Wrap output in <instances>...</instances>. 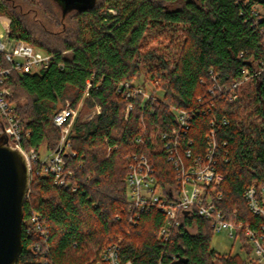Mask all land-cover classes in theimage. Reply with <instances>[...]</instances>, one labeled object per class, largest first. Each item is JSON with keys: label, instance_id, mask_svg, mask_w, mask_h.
Wrapping results in <instances>:
<instances>
[{"label": "trees", "instance_id": "trees-1", "mask_svg": "<svg viewBox=\"0 0 264 264\" xmlns=\"http://www.w3.org/2000/svg\"><path fill=\"white\" fill-rule=\"evenodd\" d=\"M257 1L264 7V0ZM1 14L11 20L12 37L52 55L38 73L15 71L6 82L23 148L40 155L43 147L55 150L60 140L55 113L67 102L76 109L82 101L69 135L77 154L63 153L78 189L57 186L33 164L17 264H41L30 246L46 248V240L53 264H95L112 244L133 264H158L160 258L163 264H257L250 256L214 250L211 222L195 213L183 217L169 241L159 235L165 215L156 209L142 211L131 223L125 156L147 154L158 182L172 186L174 167L163 150L152 148L153 130L174 124V109L194 111L188 137L195 152L204 150L216 119L215 167L225 176L219 206L229 220L257 226L244 193L264 184V71L242 81V69L264 67V19L255 25L249 5L236 0H94L66 13L58 0H0ZM142 74L148 80L142 85L153 84L162 92L160 100L121 92V83L135 86ZM234 83L238 98L228 101ZM95 107L100 112L81 119L83 109ZM139 135L143 144L136 142ZM35 215L46 236L32 222ZM242 241L250 253L243 236Z\"/></svg>", "mask_w": 264, "mask_h": 264}, {"label": "built area", "instance_id": "built-area-1", "mask_svg": "<svg viewBox=\"0 0 264 264\" xmlns=\"http://www.w3.org/2000/svg\"><path fill=\"white\" fill-rule=\"evenodd\" d=\"M243 6L250 7L251 17L254 24L258 25L264 19V7L257 0H236ZM5 33H0V116L12 140L17 146L23 149L31 166L38 163L41 171L54 177V183L59 187L71 188L77 191L78 183L73 179L74 171L67 165L63 153H70L76 156L72 149L69 138L71 128L78 115V108L67 106L57 111L53 122L60 128V140L55 150L48 152L41 157L34 149L26 150L21 144V128L17 115L14 113L9 97L12 94L7 85V79L15 71L20 73H38L51 63L52 55L33 44L11 36V20L6 15H1ZM6 63V65H3ZM264 71V67L252 72L249 68H243V80ZM91 82H88L90 87ZM121 92L127 98H135L142 95L146 101L160 100V96L151 92L142 84L135 86L128 82L120 84ZM238 83L227 96L228 101H235L238 98ZM223 89V88H222ZM221 89V92H222ZM100 112V107H98ZM133 108L130 102L126 108V118ZM175 123L172 125H157L152 132L151 146L153 149H160L166 153L168 160L172 163L175 171V184L162 186L158 182L156 167L147 154L131 152L125 156L127 162V173L125 184L127 189L126 203L132 211L131 223H137L139 214L142 211L156 209L165 215V223L160 229L159 235L164 241H169L173 232L181 224L187 213H195L211 222L214 231H226L233 241H242V236L248 241L251 247V261L257 264H264V184L257 186L252 184L244 193L249 210L259 223L254 226L252 223L243 221H232L226 216L219 203L224 199L222 185L224 174L217 171L216 154L219 148L216 132L217 120L210 122V131L206 138L204 150L194 152V140L188 137L193 119L196 117L194 111L185 109H174ZM227 124L226 118L222 119ZM145 128H143V132ZM137 144L144 143L143 135L136 138ZM30 192V191H29ZM29 196V194H28ZM27 196V197H28ZM237 212H235V215ZM32 222L46 236L45 228L41 225L39 217H32ZM42 244L36 243L30 246V250L40 256L41 264H53L48 260L47 240ZM95 264H133L131 261H123L119 256V245L112 244L106 247L100 259ZM158 264H163L162 258Z\"/></svg>", "mask_w": 264, "mask_h": 264}, {"label": "water", "instance_id": "water-1", "mask_svg": "<svg viewBox=\"0 0 264 264\" xmlns=\"http://www.w3.org/2000/svg\"><path fill=\"white\" fill-rule=\"evenodd\" d=\"M63 12L94 0H58ZM30 162L16 145L0 116V264H17L23 252L24 203L32 184Z\"/></svg>", "mask_w": 264, "mask_h": 264}, {"label": "rangeland", "instance_id": "rangeland-1", "mask_svg": "<svg viewBox=\"0 0 264 264\" xmlns=\"http://www.w3.org/2000/svg\"><path fill=\"white\" fill-rule=\"evenodd\" d=\"M41 13H38V17H41V20L44 21L46 20L45 17L42 16ZM4 15V14H1ZM0 15V16H1ZM2 19H0V33H5V27L3 25ZM53 25H49L48 28L51 29ZM145 72V71H144ZM148 81L144 74H142L138 79H136V82L138 84H142L143 81ZM147 89L151 92H154L156 95L161 96L162 92L161 91H156L154 89L153 84L147 83ZM68 105V102L66 103L65 106ZM82 106V101L80 102L78 108ZM99 108L95 107L93 109H83V113L80 116L81 119H91L98 113ZM47 155L46 150L44 147L41 149V157H44ZM33 179V178H32ZM211 247L216 250L217 252L221 254H232V255H240L243 258L246 257H251V251L248 253V251L242 246V243L240 240H235L233 241L231 238L228 237L226 231H214V235L211 240Z\"/></svg>", "mask_w": 264, "mask_h": 264}]
</instances>
